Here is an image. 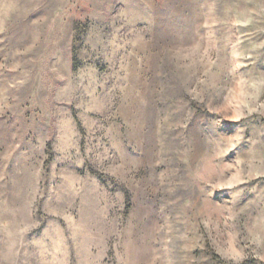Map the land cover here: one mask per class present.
I'll list each match as a JSON object with an SVG mask.
<instances>
[{
	"label": "rangeland",
	"instance_id": "1",
	"mask_svg": "<svg viewBox=\"0 0 264 264\" xmlns=\"http://www.w3.org/2000/svg\"><path fill=\"white\" fill-rule=\"evenodd\" d=\"M0 264H264V0H0Z\"/></svg>",
	"mask_w": 264,
	"mask_h": 264
}]
</instances>
